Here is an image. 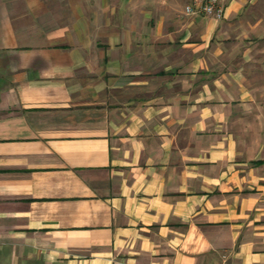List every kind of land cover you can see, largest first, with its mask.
Returning <instances> with one entry per match:
<instances>
[{
    "label": "crops",
    "instance_id": "obj_1",
    "mask_svg": "<svg viewBox=\"0 0 264 264\" xmlns=\"http://www.w3.org/2000/svg\"><path fill=\"white\" fill-rule=\"evenodd\" d=\"M190 1L0 0V264H264V140Z\"/></svg>",
    "mask_w": 264,
    "mask_h": 264
},
{
    "label": "rangeland",
    "instance_id": "obj_2",
    "mask_svg": "<svg viewBox=\"0 0 264 264\" xmlns=\"http://www.w3.org/2000/svg\"><path fill=\"white\" fill-rule=\"evenodd\" d=\"M241 14L221 20L224 61L220 69L241 68L250 101L237 120L238 136L249 146L264 140V0H242Z\"/></svg>",
    "mask_w": 264,
    "mask_h": 264
},
{
    "label": "built area",
    "instance_id": "obj_3",
    "mask_svg": "<svg viewBox=\"0 0 264 264\" xmlns=\"http://www.w3.org/2000/svg\"><path fill=\"white\" fill-rule=\"evenodd\" d=\"M223 0H191L186 6V14L193 17L207 16L221 21L225 18Z\"/></svg>",
    "mask_w": 264,
    "mask_h": 264
}]
</instances>
